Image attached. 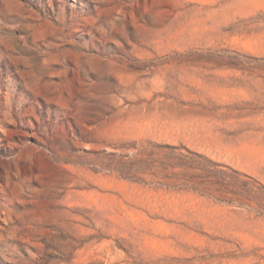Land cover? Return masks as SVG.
I'll return each instance as SVG.
<instances>
[{
  "label": "rangeland",
  "instance_id": "1",
  "mask_svg": "<svg viewBox=\"0 0 264 264\" xmlns=\"http://www.w3.org/2000/svg\"><path fill=\"white\" fill-rule=\"evenodd\" d=\"M0 264H264V0H0Z\"/></svg>",
  "mask_w": 264,
  "mask_h": 264
}]
</instances>
